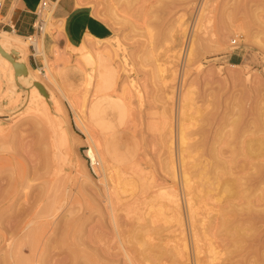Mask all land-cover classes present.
I'll list each match as a JSON object with an SVG mask.
<instances>
[{"label":"rangeland","instance_id":"374dc122","mask_svg":"<svg viewBox=\"0 0 264 264\" xmlns=\"http://www.w3.org/2000/svg\"><path fill=\"white\" fill-rule=\"evenodd\" d=\"M78 2L110 38L87 89L81 41L47 51L46 117L0 77V264H264V0Z\"/></svg>","mask_w":264,"mask_h":264},{"label":"bare ground","instance_id":"6f19581e","mask_svg":"<svg viewBox=\"0 0 264 264\" xmlns=\"http://www.w3.org/2000/svg\"><path fill=\"white\" fill-rule=\"evenodd\" d=\"M48 13V14H47ZM47 14V15H46ZM50 12H49V9L46 8V9H40L39 10V19H49L51 18L50 17ZM205 19V18H204ZM201 20V19H200ZM45 21V20H43ZM45 28H46V25L44 24L43 26V30H42V35H40L41 37H39L38 39V36H33V37H26V38H23V37H20L16 34H13V33H9V32H6V31H3V30H0V77H3V79L5 78V80L10 84L11 81H13L14 79V86H16V82L18 81V78L19 77H23L20 79V82L21 84H25V85H28L29 83H31V80L32 79H36L39 75L43 76V77H46L47 75L51 74L50 73V67L48 66V55L51 54V50L55 48V43L54 45L52 44L51 47H50V54H47L44 50V46H43V32H45ZM46 33V32H45ZM87 37L93 39L92 37H90L89 35H86ZM98 41H104V40H98ZM29 45H33V48L35 49V52H36V55L37 56H41L42 57V61H43V66L42 68H39L37 70H35L34 74L33 75H30L26 72H24V70L22 69H26V65L24 64V62H18L16 61L17 59L21 58L22 56L26 55L27 51H28V47ZM80 50H83L85 51L84 52V59L87 63V66L90 65V67H86V70H85V73H84V80L82 82V84L85 82L84 86L86 87V89L90 86L91 82L93 81V73H95V71H99V69L101 68L102 66V61H103V58H104V54L106 51H101V52H97L93 49H91V47L87 44V43H84L82 42L81 44V48ZM106 50V49H104ZM109 50V49H107ZM108 53V51H107ZM110 54V53H109ZM107 56V55H106ZM109 58H112V57H109ZM109 64V63H108ZM94 65V66H93ZM104 65V64H103ZM106 65V64H105ZM234 67H238V65H233ZM105 67V66H104ZM109 67V66H108ZM103 68V67H102ZM29 70V69H27ZM90 71V72H89ZM102 71V70H101ZM33 72V71H32ZM110 74V73H109ZM114 75V74H113ZM104 76V75H102ZM108 76V75H107ZM110 77V76H109ZM97 78V77H96ZM30 79V82H28V80ZM99 79V78H97ZM96 84V83H95ZM102 84V83H101ZM108 85V84H107ZM12 86V85H11ZM32 88L27 89V95L29 96V103L32 104V106L37 109V108H42L44 110L43 112V116L46 117L47 116V112H46V102L44 100V97L46 95V90L44 89L45 88V85L43 83H39L37 82L36 80L34 82H32ZM96 86V85H95ZM99 87V86H97ZM8 90L7 91V94L6 95H9L10 93H13V87H7ZM23 88L24 90H26V88L24 87H21ZM97 89V88H96ZM95 92V91H94ZM100 92V91H99ZM27 96V97H28ZM18 97V96H17ZM10 98V97H9ZM66 98V97H65ZM69 99V98H67ZM49 118V117H48ZM46 118L47 121H49L51 118ZM51 122V121H49ZM58 128V127H57ZM183 130V129H182ZM181 133V132H180ZM90 139V138H89ZM62 140V143L65 142V138H64V134L61 133V139ZM183 143V142H182ZM87 156L92 160V161H97L96 160V156L97 154L94 153V150L92 149V147L89 146V149L87 150ZM55 156V155H54ZM99 158V156L97 157ZM102 159V170L104 171V173H107L106 170V165H108V160L106 159V157H103L101 158ZM182 162V161H181ZM99 163V162H98ZM110 170V169H109ZM113 170V169H112ZM112 172V171H111ZM107 175V174H106ZM118 179L121 178V180L125 181L127 180L126 178H122L121 175H117ZM124 177V176H123ZM183 177V176H182ZM184 178V177H183ZM129 179V178H128ZM185 179V178H184ZM183 183V182H182ZM181 183V184H182ZM185 183V182H184ZM186 184V183H185ZM184 186V184H183ZM185 189V188H184ZM186 190V189H185ZM184 192V191H183ZM187 192V191H186ZM169 193V192H168ZM172 193V192H170ZM175 195V192H173ZM177 195V194H176ZM186 195V194H185ZM178 196V195H177ZM177 196H174L173 198V202H176V204L178 203V201L180 200L179 198H177ZM168 197V196H167ZM185 197V196H184ZM171 199V198H170ZM169 199V200H170ZM179 199V200H178ZM186 199V198H185ZM184 199V200H185ZM172 201V200H170ZM187 201V200H185ZM190 201V199H189ZM175 204V203H174ZM175 204V205H176ZM184 204H187L189 205L188 203H185ZM191 204V203H190ZM180 205V204H178ZM177 207H181V206H178ZM186 206V205H185ZM152 207V206H151ZM190 209L192 207L188 206ZM187 207V208H188ZM188 208V210H189ZM150 209V208H149ZM153 209V207H152ZM150 209V210H152ZM178 210L176 211H180V215L182 214L181 210H179L180 208H176ZM182 209V208H181ZM187 210V214H190L189 211ZM149 211V210H148ZM156 211V210H155ZM152 212V211H151ZM191 212V211H190ZM148 214H150L148 212ZM179 213H177L178 215ZM147 215V214H146ZM179 215V216H180ZM188 219V218H187ZM201 221V220H200ZM181 223V222H180ZM201 223V222H199ZM201 226H203L204 224H200ZM182 226V225H180ZM242 232V231H241ZM182 233V232H181ZM183 236V235H182ZM184 237V236H183ZM183 237L181 238V240L183 239ZM151 242V241H150ZM167 242V241H166ZM184 242V243H183ZM177 245V244H176ZM162 246V245H161ZM178 246H180V248H176V246H172L173 248H171V250L168 251V249L166 248V250H162L163 252H155L152 248V253L151 254H147V255H150V257H157V253L159 252V254L161 255V257L163 258L164 255H169L170 252L172 253V256H176L177 257H181L183 258L182 256L185 254V249H186V244H185V241H182V245L178 243ZM168 247V245H167ZM171 247V246H170ZM154 248H157V246H154ZM169 248V247H168ZM165 249V248H164ZM196 251V250H195ZM169 252V254H168ZM187 252V251H186ZM127 253V252H126ZM126 256V255H125ZM186 257V256H185ZM158 258V257H157ZM175 258V259H176ZM187 258V257H186ZM149 259V258H148ZM167 259V258H165ZM171 259V257H170ZM169 259V260H170ZM155 260V259H153ZM198 260V259H197ZM158 261V260H157ZM156 261V262H157ZM168 262V260H167ZM154 263V262H153ZM165 264V263H164Z\"/></svg>","mask_w":264,"mask_h":264},{"label":"crops","instance_id":"0c3cea01","mask_svg":"<svg viewBox=\"0 0 264 264\" xmlns=\"http://www.w3.org/2000/svg\"><path fill=\"white\" fill-rule=\"evenodd\" d=\"M42 1H47L50 7L51 19L56 22L54 37L46 33L42 36L46 53L47 51L50 53L49 49L54 43L58 47L67 44L74 45L79 43L86 35L95 40L110 39L107 38L108 27L92 17L87 9L79 7L80 3L77 4V0H4L0 11V16L3 19L0 25L1 30L5 29L6 32L9 31V33L23 38L32 35L41 37L42 33H38L36 28L38 22L36 12ZM29 50L28 63L26 57L23 62L27 69L32 72L35 71L33 68H38L43 63L42 57L36 55L33 45H29ZM233 60L234 63H237L238 59L234 58Z\"/></svg>","mask_w":264,"mask_h":264},{"label":"built area","instance_id":"2783aa9c","mask_svg":"<svg viewBox=\"0 0 264 264\" xmlns=\"http://www.w3.org/2000/svg\"><path fill=\"white\" fill-rule=\"evenodd\" d=\"M2 7H3V3H2V1H0V11L2 10ZM46 8H48L49 9V12H50V7H49V4L47 3V1H42L40 3V6H39L38 11L36 12V19L38 20V22L36 24V28L38 30V33H40V34L42 33V30H43V26H44L43 23H44V21L42 19H39V10L40 9L43 10V9H46ZM50 15H51V13H50ZM2 20L3 19L0 16V25L2 24ZM33 36H35V35L28 36V37H33ZM233 43H235V42H233ZM87 159L89 160V165H90L91 173L93 175H96L95 168H96V166L99 165V163H97V161H92L88 156H87Z\"/></svg>","mask_w":264,"mask_h":264}]
</instances>
